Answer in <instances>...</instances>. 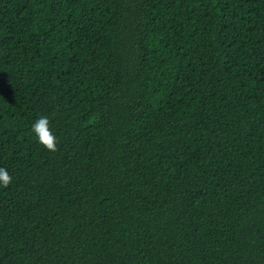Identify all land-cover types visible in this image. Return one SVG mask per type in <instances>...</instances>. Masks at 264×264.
<instances>
[{
  "label": "trees",
  "instance_id": "1",
  "mask_svg": "<svg viewBox=\"0 0 264 264\" xmlns=\"http://www.w3.org/2000/svg\"><path fill=\"white\" fill-rule=\"evenodd\" d=\"M0 167V264H264V0H0Z\"/></svg>",
  "mask_w": 264,
  "mask_h": 264
},
{
  "label": "clouds",
  "instance_id": "2",
  "mask_svg": "<svg viewBox=\"0 0 264 264\" xmlns=\"http://www.w3.org/2000/svg\"><path fill=\"white\" fill-rule=\"evenodd\" d=\"M31 131L36 135L40 144L47 150L55 152L57 148V137L50 127L49 117L44 115L39 117L31 127ZM13 177L8 170L0 167V185L8 187L12 182Z\"/></svg>",
  "mask_w": 264,
  "mask_h": 264
}]
</instances>
